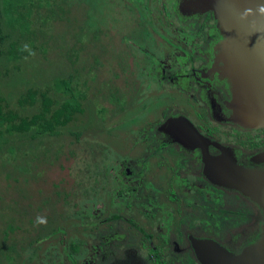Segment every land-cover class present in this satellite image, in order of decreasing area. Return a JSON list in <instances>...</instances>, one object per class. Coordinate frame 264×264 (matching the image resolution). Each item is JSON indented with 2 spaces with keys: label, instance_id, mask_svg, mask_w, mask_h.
<instances>
[{
  "label": "flooded vegetation",
  "instance_id": "obj_1",
  "mask_svg": "<svg viewBox=\"0 0 264 264\" xmlns=\"http://www.w3.org/2000/svg\"><path fill=\"white\" fill-rule=\"evenodd\" d=\"M105 1L102 16L119 32L108 46V77L98 78L100 55L93 84L115 99L98 98L92 126L81 121L78 139L51 137L49 158L20 175L35 183L42 163L66 159L72 145L79 154L75 171L48 189L14 193L17 206L29 199L11 218L15 230L4 235L0 222V264H222V251L240 253L264 223L257 204L207 174L224 153L264 168L256 160L264 127L230 119L231 87L218 60L225 36L213 11H182V0ZM98 31L101 42L108 33ZM126 110H137L140 124L105 137ZM87 127L93 134L83 136Z\"/></svg>",
  "mask_w": 264,
  "mask_h": 264
},
{
  "label": "trees",
  "instance_id": "obj_2",
  "mask_svg": "<svg viewBox=\"0 0 264 264\" xmlns=\"http://www.w3.org/2000/svg\"><path fill=\"white\" fill-rule=\"evenodd\" d=\"M73 1L38 0L35 3L33 0H0V135L5 136L0 140V173L7 180L13 177L19 183L18 175L32 172L30 168L35 166L33 161L48 159L51 137L66 134L78 139L82 132V128L78 127V122H81L78 115L84 113L85 102L91 99L96 104L98 98L104 101L115 99L113 94L99 96L95 87L92 88L98 58H91L86 49L90 43L94 44L93 41H99L95 39L96 35L93 38L87 30L88 19L83 15L78 19L82 27L75 28L77 37L71 38V33L67 38L69 43L65 44L66 52H61L63 73L51 77L43 86L30 84L28 90L17 98L15 105L11 104L9 97L4 100L3 95L7 90L3 86L15 85L16 72L32 70L33 62H38L35 58L37 54L52 62L47 54L53 49V24L59 21L73 26ZM32 7L37 8V15L32 14ZM85 30L90 35L89 39H83ZM80 52L85 54L82 61H79V58L82 59ZM38 68L46 69L39 64ZM27 93L33 96L29 104L25 98ZM93 108L96 111V107ZM86 125L92 126L93 120L92 124ZM62 141L59 139L55 142V157L62 151ZM1 199L0 209L3 208L6 217L12 218L18 213L16 195L10 200L12 210L7 209L9 205L4 208L6 203ZM5 220L4 235L17 228L11 219Z\"/></svg>",
  "mask_w": 264,
  "mask_h": 264
},
{
  "label": "water",
  "instance_id": "obj_3",
  "mask_svg": "<svg viewBox=\"0 0 264 264\" xmlns=\"http://www.w3.org/2000/svg\"><path fill=\"white\" fill-rule=\"evenodd\" d=\"M180 9L213 11L225 36L218 60L231 87L230 119L247 128L264 127V0H182ZM256 160L264 161V152ZM207 167L213 183L240 192L264 216V168L238 165L226 153L219 161L211 158ZM221 256L222 264H264V223L257 239L240 253L225 250Z\"/></svg>",
  "mask_w": 264,
  "mask_h": 264
},
{
  "label": "rangeland",
  "instance_id": "obj_4",
  "mask_svg": "<svg viewBox=\"0 0 264 264\" xmlns=\"http://www.w3.org/2000/svg\"><path fill=\"white\" fill-rule=\"evenodd\" d=\"M35 3L38 0H33ZM74 4V12L72 14V16H75L74 21L75 23L72 25H68L67 22H59L56 21L53 24V49L49 52V54H47V58L52 60V62H50L49 60H44L43 58H41L39 56V54H37L35 56V58L38 60L33 62V69L32 70H27L26 72L20 71V72H16L14 74L15 76V85H10V86H3L7 92H5V99L7 100L9 97V100L11 102L12 105L16 104V100L17 98H19V96L21 95V93H24L28 90V86L30 84H36L43 86L47 80H50L51 77L57 76L61 73H63V67L61 66V57H62V53H64V51L66 52L67 49L65 44L69 43V41L67 40V38L71 35L72 37H77L78 32H75V28H81L82 25L78 24V19L81 18L83 15L87 16L88 19V26H87V30L91 32V36H95V39H99L100 38V32L98 31L99 28L101 27L104 30L107 31L108 35L105 37L104 35L101 36V42L95 43L93 41V45H91V43L89 44V40L87 41V43L89 44V46L87 47V53L91 54V58L94 56L100 57V55H102L101 60H102V66L98 71V78L99 79H106L108 77V72L110 71L109 65L110 63L108 62L111 55H113V51H108V46L112 45V39H114V34L118 33L119 31L118 28L117 30L112 29L111 27H109V20L105 17L107 16H102L103 12L104 14L107 13L108 10V3L105 0H74L73 1ZM37 9V8H36ZM34 9V7L31 8V12L33 15H37V10ZM72 16H70V18H72ZM94 24V25H93ZM101 25V26H100ZM70 26H72V28H70ZM72 29V32H71ZM109 29V30H108ZM87 30H85L84 32L86 33ZM90 35L88 33L85 34V36L83 37V39H89ZM94 38V37H93ZM61 44V47H58V45ZM117 45V44H116ZM125 45V44H124ZM60 53V54H59ZM81 53V52H80ZM97 53V54H95ZM82 56V59L79 58V61H82L85 58V54L82 52L80 54ZM92 60V59H89ZM87 60V62L89 61ZM111 60V59H110ZM64 61V60H63ZM77 63H81V62H77ZM38 64L42 67H46V69H39L38 68ZM38 69V72H37ZM96 70V69H95ZM99 81V80H98ZM94 85L92 83V88L94 89ZM96 88H97V84H96ZM2 89V88H1ZM92 92V91H91ZM92 95V93H91ZM25 98H26V102L27 104H29V101L33 100V96L30 93L25 94ZM91 98V96H90ZM150 99V98H149ZM84 113L79 114L78 115V121H82L84 124H92V120L94 117V104L92 103V100L89 99L87 102L84 103ZM135 114H137V110H133L128 111L126 110L125 113L123 114V116L121 117V122L119 123L120 125L117 127L116 130H113L112 132H105V137H110L111 139L117 134L119 133L121 130L124 131L125 129H128L129 126H137L140 124V118H138L137 120H135ZM80 119V120H79ZM119 120L115 121V124H117ZM82 122H78V127L84 125ZM72 123H69V125ZM68 125V126H69ZM73 129V128H71ZM88 129V131H87ZM86 131L84 132V135H91L93 134V129L92 128H87ZM66 133V132H65ZM82 133V132H81ZM66 135V134H65ZM5 136L4 135H0V140L4 139ZM73 138V137H72ZM113 144L117 143V142H112ZM120 145V144H119ZM56 145H53V148L56 147ZM70 150L74 149V145L69 146ZM121 147H123V143L121 144ZM70 150H66L65 153V157L66 159L63 157H61L58 161H56L54 164L50 163V162H44L42 163L41 166V171H42V176L41 178H39V180H37V182L33 183V181L31 180H27L26 183H24L21 179L23 176H19L18 175V182L19 184L17 186L14 187L15 179L13 177H11L10 179H6L1 173H0V198H3V203H6L5 206H8L7 209L8 210H12L13 207L12 205H10V200L12 198V196H14V193L19 189L21 190H25V192L31 193L33 189L36 188H42V189H48L50 187L51 183H55L61 176L65 175V173L69 172L72 173L74 172V165H77L80 163V160H77L79 157V154H74L71 155V153L69 152ZM91 149L87 146L86 149L84 150L85 152L90 151ZM77 151V149H76ZM68 156V157H67ZM72 156H76V160H69L70 157ZM22 162V161H21ZM60 165L61 167H63V169H60ZM4 172V171H1ZM20 198V197H19ZM18 199V197H17ZM28 198L23 201V200H19L18 201V208L20 206H22L24 203V205H26V201H28ZM31 200V199H30ZM23 205V206H24ZM14 206V205H13ZM22 206V207H23ZM3 208L0 209V222H3V217L4 219H11L10 217H6L4 214Z\"/></svg>",
  "mask_w": 264,
  "mask_h": 264
}]
</instances>
